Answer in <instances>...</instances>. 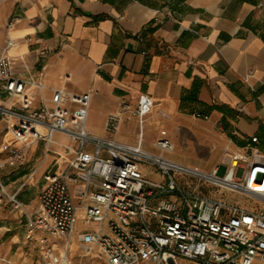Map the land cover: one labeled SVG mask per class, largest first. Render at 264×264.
Segmentation results:
<instances>
[{
	"label": "crops",
	"instance_id": "0c3cea01",
	"mask_svg": "<svg viewBox=\"0 0 264 264\" xmlns=\"http://www.w3.org/2000/svg\"><path fill=\"white\" fill-rule=\"evenodd\" d=\"M9 37L13 74L43 85L31 90L35 106L59 88L91 94L86 129L92 135L106 138L107 117L118 114L113 138L136 143L133 111L149 95L145 150L157 153L154 144L165 130L172 144L165 156L203 171L226 163L251 137L264 154V0H0V54ZM73 146L55 134L32 144L24 163L0 168L4 189L22 205L0 202L3 258L24 261V211L32 213L43 174ZM6 158L0 135V163ZM228 198L264 208L239 195ZM84 229L105 226L79 220L72 240Z\"/></svg>",
	"mask_w": 264,
	"mask_h": 264
},
{
	"label": "built area",
	"instance_id": "2783aa9c",
	"mask_svg": "<svg viewBox=\"0 0 264 264\" xmlns=\"http://www.w3.org/2000/svg\"><path fill=\"white\" fill-rule=\"evenodd\" d=\"M13 45L9 37L0 54V95L5 98L0 100V135L7 151L0 168L24 163L32 144L48 143L55 134L74 144L66 147L69 157L57 155L54 168L43 174L32 213L24 211L26 239L35 242L44 264H72L70 246L79 220L105 226L77 231L75 241L84 256L95 251L106 264H178L179 259L264 264V208L248 209L228 198L234 194L264 205V154L256 137L227 155L222 176L219 165L203 171L165 156L172 149L165 130L159 131L157 153H152L141 145L144 120L153 107L149 95H141L133 111L136 143L113 138L118 114L107 117L108 136L97 137L86 129L89 92L59 88L34 105L31 90L43 85L13 74L6 52ZM147 171L159 178L150 179ZM4 198L22 208L0 182V202Z\"/></svg>",
	"mask_w": 264,
	"mask_h": 264
},
{
	"label": "rangeland",
	"instance_id": "374dc122",
	"mask_svg": "<svg viewBox=\"0 0 264 264\" xmlns=\"http://www.w3.org/2000/svg\"><path fill=\"white\" fill-rule=\"evenodd\" d=\"M225 172V165L223 163L219 164L217 175L222 176ZM76 242V241H75ZM77 243V242H76ZM25 252V259L19 260V262H13L6 258L0 256V264H44L40 258L38 248L33 240H28L25 248H23ZM70 260L72 264H106L101 259H99L93 251L91 255L84 256L83 248L77 243V246L69 253ZM178 264H194L190 261L179 259Z\"/></svg>",
	"mask_w": 264,
	"mask_h": 264
},
{
	"label": "bare ground",
	"instance_id": "6f19581e",
	"mask_svg": "<svg viewBox=\"0 0 264 264\" xmlns=\"http://www.w3.org/2000/svg\"><path fill=\"white\" fill-rule=\"evenodd\" d=\"M77 246V243L75 242V240L72 241V245L70 246V250L74 249Z\"/></svg>",
	"mask_w": 264,
	"mask_h": 264
}]
</instances>
